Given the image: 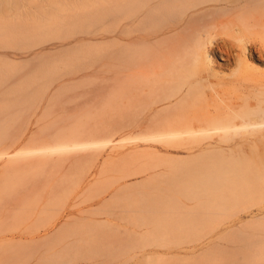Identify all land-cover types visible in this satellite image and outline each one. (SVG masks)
I'll return each instance as SVG.
<instances>
[{
    "label": "rangeland",
    "instance_id": "1",
    "mask_svg": "<svg viewBox=\"0 0 264 264\" xmlns=\"http://www.w3.org/2000/svg\"><path fill=\"white\" fill-rule=\"evenodd\" d=\"M113 2L0 0V264H261L248 243L258 223L247 213V164L255 215L264 131L246 124L264 116V60L248 73L220 71L183 111V122L219 116L229 130L127 138ZM80 137L97 142L25 153Z\"/></svg>",
    "mask_w": 264,
    "mask_h": 264
},
{
    "label": "bare ground",
    "instance_id": "2",
    "mask_svg": "<svg viewBox=\"0 0 264 264\" xmlns=\"http://www.w3.org/2000/svg\"><path fill=\"white\" fill-rule=\"evenodd\" d=\"M113 5L118 44L119 130L126 132L127 138L133 135L144 140L170 141L210 130H229L230 124H217L219 116L201 126L183 122L182 114L207 94L212 86L210 79L217 78L220 71L235 66L236 72L244 74L256 69L255 62L264 60V0H114ZM136 66L140 67L133 72ZM137 75L147 88L141 99L133 96ZM164 102L171 105L164 113L143 114L146 107ZM246 125L263 132L264 116L253 115ZM83 138H75L70 144L65 139L25 153L69 152L97 142ZM252 145L249 151L254 150ZM260 153L264 155V143ZM251 165L249 160L247 213L250 222H257L258 226L248 227V243L259 245L260 262L264 264V204L252 215L255 177ZM261 182L264 188V167Z\"/></svg>",
    "mask_w": 264,
    "mask_h": 264
}]
</instances>
